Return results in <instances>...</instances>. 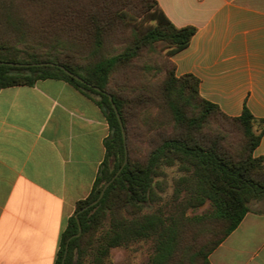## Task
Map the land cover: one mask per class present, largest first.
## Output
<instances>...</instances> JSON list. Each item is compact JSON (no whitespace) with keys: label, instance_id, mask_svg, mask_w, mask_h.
I'll return each instance as SVG.
<instances>
[{"label":"trees","instance_id":"trees-1","mask_svg":"<svg viewBox=\"0 0 264 264\" xmlns=\"http://www.w3.org/2000/svg\"><path fill=\"white\" fill-rule=\"evenodd\" d=\"M8 1L0 0V61L19 65L0 64V91L34 86L46 79L66 81L98 104L111 130L106 160L91 194L77 204L68 221L55 264H63L66 253L64 264H108L113 249L150 240L154 253L149 264H210L212 252L239 227L251 203L264 200V157L254 156L264 135V128L258 133L255 127L264 125V119H256L247 106L241 116H227L218 105L200 95V81L195 76L176 75L172 58L190 45L196 28L176 27L157 0H139L143 14L153 22L145 31L132 25L124 13L112 16L107 0H63L56 23L62 30L55 39L58 53L80 57L85 64L53 58V52L43 57L30 55L28 61H20L7 47L6 37L10 33L22 37L27 31ZM117 20L130 28V40L111 53L107 42ZM78 27L86 29L88 35L77 32ZM158 44L168 49L165 70L149 61L139 65L143 52H155ZM110 96L126 131L127 148V111L131 112L134 106L140 109L139 116L144 118L142 122L148 125L149 133H157L159 142L144 163L129 156L127 165L102 199L86 209L100 197L104 186L125 161L123 133ZM150 106L160 114H153ZM162 109L169 113L165 120ZM217 120L236 128L241 137L237 146L230 143L234 131L226 127L206 132L212 121ZM165 126L172 128L170 135L161 131ZM175 165L182 176L176 181L174 207L142 213L145 205L157 201L154 180L163 175L162 167ZM207 204L210 207L207 213L187 214ZM124 206L133 209L130 218L121 213ZM108 214L110 225L105 229ZM204 234H208L207 242L199 244Z\"/></svg>","mask_w":264,"mask_h":264},{"label":"crops","instance_id":"crops-1","mask_svg":"<svg viewBox=\"0 0 264 264\" xmlns=\"http://www.w3.org/2000/svg\"><path fill=\"white\" fill-rule=\"evenodd\" d=\"M190 45L172 61L230 117L264 119V0H157ZM264 125L257 124L259 133ZM108 120L70 83L46 79L0 91V264H55L77 204L107 157ZM264 157V135L254 151ZM210 264H264V200L254 201Z\"/></svg>","mask_w":264,"mask_h":264},{"label":"rangeland","instance_id":"rangeland-1","mask_svg":"<svg viewBox=\"0 0 264 264\" xmlns=\"http://www.w3.org/2000/svg\"><path fill=\"white\" fill-rule=\"evenodd\" d=\"M8 2L12 4L14 12L22 18L21 20L23 21L25 32L27 31L22 37L11 33L6 37L9 40H7V47H10V49L13 50V54L16 53L18 55L20 61H28L30 55H39V57H43L46 54L53 52V58L59 57L61 60L68 59L79 65L85 64V61L80 57H73L70 53L66 55L58 53L59 47L57 45V40L55 39L56 37L61 36L62 30L56 23L59 20L58 16L61 11V5H63V0H10ZM106 2L110 3V6L112 7V16L117 12L124 13L127 20L139 30L145 31L153 23L145 14H143L142 4L139 0H107ZM114 19L116 20V17H114ZM118 22L120 23V21L117 20L115 29L107 42V50L111 53H115L122 49L130 40V28L118 24ZM76 31L84 36L88 35L86 29L83 30L78 27L76 28ZM167 52L168 49L165 48V45L158 44L155 52L144 51L138 64L143 65L146 61H149L154 67L159 66L165 70L167 67V58L165 57ZM154 81L152 83L153 85L157 82ZM139 111L140 109L135 106L131 112L127 111V114L129 113L128 159L129 156H131V159L144 163L146 162L149 153L153 150L154 144H158L159 138L157 133H149L147 124L143 125L142 120L144 118H141V115L139 116ZM151 111L153 114H160L154 106L151 108ZM161 114L163 115L164 120L169 116V113L166 112L165 109H162ZM220 122L221 120L212 121L211 126L206 129V132L208 133L213 130L219 131L221 126L226 127L227 130L229 129L228 131H234V134L230 137V143L237 146L241 137L236 128L230 123L223 122L222 124ZM161 131L164 135H170L172 133V128L170 126H165ZM112 160L113 158H111L109 162L110 165ZM162 172L163 175L154 180V193L157 201L145 205L142 213H151L160 207H166V210L168 211L175 205L173 199L176 181L182 176V173L179 172L177 165L163 166ZM209 208L210 207L207 204L195 211L190 210L187 214L189 216L202 215L207 213L210 210ZM132 210L133 209L129 206H124L121 213L125 217L130 218L131 216L129 213L132 212ZM110 219V215L108 214V217L104 222L105 229L109 227ZM188 234L189 237H187L188 239L190 238L191 241V234L189 232ZM207 239L208 234H204L203 236H200L198 243L204 244L207 242ZM153 253L154 243L152 240L135 242L128 247L113 249L108 259V264H149Z\"/></svg>","mask_w":264,"mask_h":264},{"label":"water","instance_id":"water-1","mask_svg":"<svg viewBox=\"0 0 264 264\" xmlns=\"http://www.w3.org/2000/svg\"><path fill=\"white\" fill-rule=\"evenodd\" d=\"M0 64H6V65H14V66H16V65H19V64H14V63H6V62H1L0 61ZM63 68V67H62ZM70 76H72V77H74L75 79H77V80H79V81H81V82H84L79 76H77V75H75V74H73V73H71V72H69L68 70H66L65 68H63ZM97 90H99L98 88H96ZM110 101H111V103H112V105H113V107H114V109H115V112L117 113V116H118V119H119V122H120V125H121V129H122V133H123V139H124V143H125V151H126V155H125V161H124V163H123V165L121 166V168L118 170V172L115 174V176L104 186V188H103V190H102V192H101V194H100V197L95 201V202H93L91 205H89L88 207H86V209L87 208H89L90 206H93V205H95V204H97L101 199H102V197L104 196V193H105V191L107 190V188L112 184V182L115 180V179H117L119 176H120V173L122 172V170L124 169V167L127 165V163H128V148H127V144H126V142H127V136H126V132H125V129H124V125H123V122H122V119H121V117H120V114H119V112H118V109H117V107L115 106V104H114V101H113V97L112 96H110ZM80 233H81V228H80ZM79 233V234H80ZM78 234V235H79ZM77 235V236H78ZM66 256H67V253H66V255H65V257H64V261H63V264L65 263V259H66Z\"/></svg>","mask_w":264,"mask_h":264}]
</instances>
